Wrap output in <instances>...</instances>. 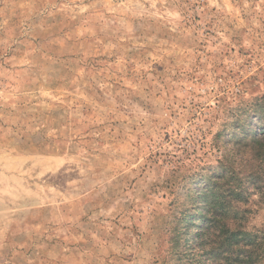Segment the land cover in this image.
I'll return each instance as SVG.
<instances>
[{
	"label": "rangeland",
	"instance_id": "374dc122",
	"mask_svg": "<svg viewBox=\"0 0 264 264\" xmlns=\"http://www.w3.org/2000/svg\"><path fill=\"white\" fill-rule=\"evenodd\" d=\"M258 126L264 0H0V264H264Z\"/></svg>",
	"mask_w": 264,
	"mask_h": 264
},
{
	"label": "trees",
	"instance_id": "16d2710c",
	"mask_svg": "<svg viewBox=\"0 0 264 264\" xmlns=\"http://www.w3.org/2000/svg\"><path fill=\"white\" fill-rule=\"evenodd\" d=\"M258 131L260 132V134H264V127L258 126L256 128H254L252 132H254V134H257V133H259ZM204 196H205V200H206V198H210L209 200H212L214 198L213 194L208 195V191L204 194Z\"/></svg>",
	"mask_w": 264,
	"mask_h": 264
}]
</instances>
